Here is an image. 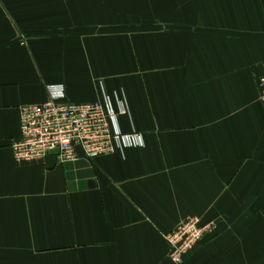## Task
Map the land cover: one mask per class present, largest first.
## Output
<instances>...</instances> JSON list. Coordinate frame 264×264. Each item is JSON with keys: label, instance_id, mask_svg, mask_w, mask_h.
Masks as SVG:
<instances>
[{"label": "crops", "instance_id": "1", "mask_svg": "<svg viewBox=\"0 0 264 264\" xmlns=\"http://www.w3.org/2000/svg\"><path fill=\"white\" fill-rule=\"evenodd\" d=\"M264 0H0V264H264ZM102 101L139 146L18 163L20 109Z\"/></svg>", "mask_w": 264, "mask_h": 264}, {"label": "built area", "instance_id": "2", "mask_svg": "<svg viewBox=\"0 0 264 264\" xmlns=\"http://www.w3.org/2000/svg\"><path fill=\"white\" fill-rule=\"evenodd\" d=\"M264 101V74L259 80ZM45 103L25 104L20 109L21 135L12 144L18 163L46 160L51 155L61 163L84 157L89 160L142 145L136 131L124 133L119 117L129 112L124 101L117 99L118 109L105 96L102 101L74 103L65 101L62 85L48 87ZM207 228L197 217L187 218L166 235L170 256L183 264L187 255L203 239Z\"/></svg>", "mask_w": 264, "mask_h": 264}]
</instances>
